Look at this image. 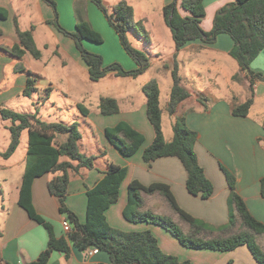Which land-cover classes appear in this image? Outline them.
Listing matches in <instances>:
<instances>
[{"label": "crops", "instance_id": "1", "mask_svg": "<svg viewBox=\"0 0 264 264\" xmlns=\"http://www.w3.org/2000/svg\"><path fill=\"white\" fill-rule=\"evenodd\" d=\"M49 1L54 3L55 9L44 0H0V10L7 14L6 18H0V110L36 114L44 122L77 125L81 134L79 150L82 154L95 158V161L93 169H83L80 171L81 176L71 177L65 199L66 206L84 223L87 189L103 177L102 172L108 165L123 167L127 172L119 188L118 200L105 211L107 223L111 228L122 232L149 231L157 240L162 252L189 264H258L245 246L230 252L189 249L183 247L161 226L147 222H129L123 216L131 181L136 180L144 186L163 183L169 187L182 210L210 227L201 231L200 237L210 240L239 231L241 227L238 221L230 231L218 230L227 224L230 212L229 190L220 169L222 166L234 175L237 193L249 213L264 224V194L261 189V180L264 179V83L254 86V101L248 115L232 116V107L246 101L250 95V87L249 77L240 71L236 61L229 55L233 46L231 38L221 34L211 44L202 41L189 42L177 52L176 61L181 85L189 93V97L178 105L175 114L171 116L166 111V103L172 87L170 67L174 42L171 32L166 29L168 27L164 20L163 8L173 0H104L107 8L120 1L129 4L133 9L134 22L141 26L146 35L160 38L171 51L165 56L156 54V70L165 76L163 91L159 87L162 132L164 139L170 141L173 136L172 126L180 117L190 130L197 133L194 151L214 189L213 195L203 200L187 192V174L178 159L160 158L150 165L143 160V151L152 143L154 131L147 119L146 99L142 88L151 80L160 85L154 76L146 75L149 68L137 78L116 77L111 73L97 82H92L74 41L52 24L55 12L57 23L69 33L75 31L76 23L81 19L88 22L95 32L106 35L117 54L112 61L119 63L125 71L135 70L136 64L132 59V62L122 60L125 55L121 44L118 43L120 41L116 40H119L117 34L91 1ZM233 2L234 0H203L205 15L200 24L201 29L206 33L210 32L216 12ZM179 5L180 0L177 3L180 16H189ZM16 27L20 31L32 30L35 46L41 53L40 59L36 60L26 53L19 62L11 55L10 49L19 44ZM131 35V45L142 41L134 32ZM82 44L86 50L97 54L93 48L86 45H101L103 42L95 44L84 40ZM18 64L24 67V72H15ZM250 68L254 72L264 73V50L251 63ZM234 77L236 79H233ZM28 78L33 81L34 92L25 97L23 91ZM196 96L205 98V105L200 104ZM102 98L114 99L119 112L102 115L98 110ZM78 104L89 110L87 116L79 113ZM120 122L127 123L144 138L143 144L131 157H124L105 136L106 128L114 127ZM10 125V121L0 116V153H4L9 146ZM23 147L17 159H11L16 151L8 159L0 156V253L3 261L11 264H28L36 260L48 241L47 231L31 220L25 210L17 204L28 138L27 146ZM52 177L51 174H46L33 181L31 203L35 211L51 224L54 235L60 237L64 234L62 222L65 216L59 213L57 198L51 196L48 191V182ZM141 197L144 203L143 211L149 210L156 215L169 217L175 223L179 220L186 228L181 229L182 232L189 233V225L180 220L162 195L142 194ZM256 242L263 250L264 236L258 237ZM108 263L106 253L91 254L90 250L81 252L75 248L71 249L68 258L59 252H53L48 262Z\"/></svg>", "mask_w": 264, "mask_h": 264}, {"label": "trees", "instance_id": "2", "mask_svg": "<svg viewBox=\"0 0 264 264\" xmlns=\"http://www.w3.org/2000/svg\"><path fill=\"white\" fill-rule=\"evenodd\" d=\"M44 1L55 9L53 2ZM89 1L103 13L110 27L117 34L123 50L136 64V69L132 71H125L117 63L104 67L102 58L87 52L82 45L84 40L100 44L101 36L91 28L88 22L81 19L76 23L74 32L65 31L57 23L55 12V20L52 24L74 41L87 66L89 79L97 82L111 73L116 77L132 78L143 74L150 66L149 59L142 52L134 49L127 38V33L130 31L134 32L138 38L142 39L145 36L141 26L133 20L132 7L125 1H120L111 8L106 7L104 0ZM177 3L178 0H173L163 8L164 20L174 42V54L170 67L172 87L166 103L167 113L174 115L178 105L189 97V93L181 85L176 61L177 52L189 42L202 41L211 44L218 35L225 34L233 41L229 55L236 61L240 71L249 77L250 87L249 97L242 104L233 106L231 115L246 117L253 105L254 86L257 83H264V73L254 72L250 68L251 63L264 50V0H234L233 3L223 6L216 12L212 29L208 33L204 32L200 26L205 15L203 0H180V8L189 13L187 17L180 16ZM6 16V12L0 10V18L4 19ZM16 32L19 44L10 49L11 55L19 62L26 53L36 60L40 59L41 53L35 46L32 30L20 31L16 27ZM24 71L21 64L15 67V72ZM33 92V81L28 78L23 96L29 97ZM142 92L146 99L147 119L154 131L152 143L143 151L144 162L150 165L160 158L178 159L187 174L185 183L187 192L203 200L209 199L214 189L206 178L194 151L197 133L186 126L183 118H179L172 126V139L166 141L162 132L158 83L155 80L149 81L143 86ZM77 109L82 116L89 114V110L82 104H78ZM98 110L102 115H112L119 112V107L114 99L102 98L99 101ZM0 116L11 123L8 128L9 146L4 153H0L3 159L12 156L19 146L21 133L27 131L28 149L17 204L25 210L31 220L42 226L48 233L45 249L36 260L28 264H48L53 252H59L68 258L72 248L81 252L96 248L98 252L107 254L108 264H189L187 261H179L175 256L162 252L157 240L149 231L122 232L109 226L105 211L118 200L119 188L127 172L123 167L108 165L102 172L103 177L93 187L87 189L84 223H81L77 215L66 206L65 199L71 177L81 176L80 171L83 169H93L95 161V158L80 152L81 134L76 124L44 122L36 114H20L8 109H1ZM262 125L264 127V117ZM105 136L124 157L134 155L144 141L143 136L125 122L106 128ZM61 139H63L62 142ZM63 158L66 160L62 161ZM220 169L229 190L230 212L227 224L219 227L218 230L230 231L238 221L241 228L235 233L210 240L200 237L201 231L208 230L210 227L182 210L169 187L163 183L144 186L136 180L131 181L128 185V199L123 216L129 222L159 225L170 232L183 247L189 249L230 252L245 246L258 264H264V249L261 250L256 242L258 237L264 236V224L249 213L244 201L237 193L234 175L222 166ZM46 174L53 176L48 182V191L51 196L57 198L59 213L65 216V221L70 225V232L60 237L54 235L51 224L35 211L31 203L33 181ZM261 189L264 194V179L261 180ZM154 193L162 195L180 220L189 225V233H183L180 226L169 217L142 210L144 203L141 195ZM0 262L11 264L3 261L1 253Z\"/></svg>", "mask_w": 264, "mask_h": 264}, {"label": "rangeland", "instance_id": "3", "mask_svg": "<svg viewBox=\"0 0 264 264\" xmlns=\"http://www.w3.org/2000/svg\"><path fill=\"white\" fill-rule=\"evenodd\" d=\"M167 31H168V28H166ZM170 31V30H169ZM132 33V31H130ZM128 32L127 33V37H128V40H132L133 39V35H131V33ZM130 33V34H129ZM144 33V32H143ZM99 34V33H98ZM101 34V33H100ZM99 34V35H100ZM148 35V34H147ZM146 33H145V36L142 38V41H140L139 43H133V45H131L134 49L136 50H139L140 52H142L150 61V63H152V65L149 67V69L146 71V75H152L154 76V78H156L158 81H159V87L160 89L163 91L164 89V86H165V79H164V74L162 73H159L156 69V64H157V61H156V54L160 53L162 56H165L166 54H169V47L168 45L161 41L160 38L156 37V38H153L152 36L148 35L147 37ZM101 38H102V42L103 44L101 45H91V44H88L86 45L87 47L89 48H93L97 54L95 53H92L90 52L89 50H86L85 49V46H83V48L91 53V54H95V55H98L102 58L103 60V66L106 67V66H109L111 64H114L115 62L112 61L114 56H116L117 54L113 51V45H112V42L111 40L106 36V35H103L101 34L100 35ZM117 42L119 41L118 39H116ZM129 40V41H130ZM119 45H120V42H118ZM83 45V44H82ZM122 49V47H121ZM123 50V49H122ZM123 53L125 55V59H122L124 62L128 61V62H132L131 61V58L128 54H126L123 50ZM117 63V62H116ZM119 64V63H117ZM120 65V64H119ZM121 66V65H120ZM137 78V77H136ZM147 84V83H146ZM145 84V85H146ZM196 99L197 101L200 103V104H203L205 105V98L203 97H197L196 96ZM162 107L164 106V104L162 103L161 105ZM173 118V117H171ZM180 118V117H179ZM177 118V119H179ZM77 123V122H76ZM27 131H23L21 133V139H20V144H19V147L18 149L16 150V153L14 154V156L11 157V159H17L19 157V155H21V151L22 149L24 148V146H27ZM12 161V160H11ZM11 192L13 191V187H11ZM177 224L180 226V228L182 230H185L186 228L184 227V223L180 222L179 220H177Z\"/></svg>", "mask_w": 264, "mask_h": 264}, {"label": "built area", "instance_id": "4", "mask_svg": "<svg viewBox=\"0 0 264 264\" xmlns=\"http://www.w3.org/2000/svg\"><path fill=\"white\" fill-rule=\"evenodd\" d=\"M62 229H63L64 233L70 232V225L65 220L62 222ZM90 252H91V254H97L98 250L96 248H93L90 250Z\"/></svg>", "mask_w": 264, "mask_h": 264}]
</instances>
